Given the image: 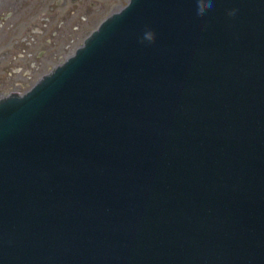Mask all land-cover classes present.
Masks as SVG:
<instances>
[{
	"label": "water",
	"instance_id": "95a60500",
	"mask_svg": "<svg viewBox=\"0 0 264 264\" xmlns=\"http://www.w3.org/2000/svg\"><path fill=\"white\" fill-rule=\"evenodd\" d=\"M129 5L0 91V264H264V0Z\"/></svg>",
	"mask_w": 264,
	"mask_h": 264
},
{
	"label": "rangeland",
	"instance_id": "374dc122",
	"mask_svg": "<svg viewBox=\"0 0 264 264\" xmlns=\"http://www.w3.org/2000/svg\"><path fill=\"white\" fill-rule=\"evenodd\" d=\"M90 0H78L76 2L69 3L70 7L74 9L78 14L82 12H91L94 11V14H91L89 19L82 22L79 20V33L89 34L92 30L100 24V22L112 11H117L127 0H93L97 1L94 7L89 5ZM78 2V3H77ZM100 3V4H99ZM54 4V0H0V55L4 56V60H0V91H7L11 89H18V85L15 83L17 78V73L13 71L17 65L24 66V63L28 60L26 55H20L21 48L25 47L28 51L32 53L33 58H38L37 56V47L39 49L44 47V39L42 37V32H35L31 34L29 39L24 42L19 40V43H13L14 40H18L17 37L19 32H30L32 26L38 25L37 20L42 14H44L46 9L49 10V7ZM50 14H57V9ZM71 18V17H69ZM67 19L65 21L66 29L64 32H67V35L74 34L75 32L71 30V24L76 23V19ZM52 19L54 17L52 16ZM74 20V21H73ZM30 28V29H29ZM70 28V31L68 30ZM34 36V37H32ZM42 37V38H41ZM62 37H55L49 45L45 46V50L42 53V58L39 60V68L32 74V76L38 75L41 72H48L51 64L57 63L58 59L63 55V59H66L68 53L65 49L63 52H52L56 49L58 50V42ZM65 41L70 40V37L63 38ZM57 40V42H55ZM36 42V43H35ZM63 44V43H62ZM38 45V46H37ZM6 49L9 50L8 53L15 52L10 56L7 55ZM38 49V50H39ZM5 50V52H4ZM52 52V53H51ZM26 67V66H24Z\"/></svg>",
	"mask_w": 264,
	"mask_h": 264
},
{
	"label": "flooded vegetation",
	"instance_id": "af4514ba",
	"mask_svg": "<svg viewBox=\"0 0 264 264\" xmlns=\"http://www.w3.org/2000/svg\"><path fill=\"white\" fill-rule=\"evenodd\" d=\"M76 1H78V0H54V4L49 7V10L46 9V11H44L45 13L42 14L40 16V18L37 20V22H39L38 25L32 26L31 29L29 28L30 32L28 34H27V32H19L18 33L17 37H15V38H19V39L13 41V43H15V44L19 43V40L21 42L26 41L27 39H29L31 34H33L35 32H37V33L42 32L43 33L42 37L44 39V47L41 49H39L40 46L36 48L38 58H33L32 53L30 51H28L25 47L21 48L20 55H26L28 57V60L24 63V66H26V67L17 65L15 67V70L13 71L15 74L17 73V76H18L17 78H14L16 81L15 83L18 85V89L14 88L11 90L3 91L4 93H10L11 94V93L26 92L35 83H37L40 79H42L46 75V72H41V73H38V75H36V76H32V74L34 72H36V70L40 66V63L38 64V62L42 58L41 54L46 49L45 46L52 43V41L55 37L59 36L62 38L58 42V48L59 49L58 50L56 49L55 51H52V52H59V51L63 52L65 49L68 53H74L83 44L85 38L93 30L88 35L86 33L83 35L81 32L79 33V31H78L79 25H80L79 20H81L82 22L86 21L87 19H89L91 14H94V11H91L90 13L89 12L88 13L82 12V14H78V12H75L76 10L74 11V9L71 8L69 5V3L76 2ZM96 3H97V1L96 2H94L93 0L89 1V5L91 7H94L96 5ZM54 9H57L60 12H57V14H53L52 16L54 17V19H52V16L50 14H52V12L55 11ZM120 9H118L117 11L110 12L107 16H109L115 12H118ZM47 13H50V14H47ZM69 17H71V18H69ZM68 18L74 19V20L76 19V23L74 25L71 24V30H73L75 33L70 34V35H67V32H64L66 27H68L65 23V21ZM68 30L70 31V28ZM70 32L72 33V31H70ZM32 37H34V36H32ZM65 37H70L71 39L68 41H65L63 39ZM55 42H57V40ZM41 51H42V53H41ZM4 52H5V50H4ZM8 52H9V50L6 49L5 53H7V55H9V56L11 54L15 53V52L14 53L13 52L8 53ZM66 59H63V55L61 54V57L58 59L57 63L51 64L52 66H50V68H52V69L55 68L56 66L63 63V61ZM0 60L1 61L4 60L3 55H0ZM52 69H49V71H51Z\"/></svg>",
	"mask_w": 264,
	"mask_h": 264
},
{
	"label": "clouds",
	"instance_id": "9594fccd",
	"mask_svg": "<svg viewBox=\"0 0 264 264\" xmlns=\"http://www.w3.org/2000/svg\"><path fill=\"white\" fill-rule=\"evenodd\" d=\"M132 0H130V5ZM129 5V6H130ZM214 7V0H194V13L198 17H203ZM237 13V9H228L226 14L229 17H234ZM157 39L156 32L151 28H146L140 37L141 44H154Z\"/></svg>",
	"mask_w": 264,
	"mask_h": 264
},
{
	"label": "built area",
	"instance_id": "2783aa9c",
	"mask_svg": "<svg viewBox=\"0 0 264 264\" xmlns=\"http://www.w3.org/2000/svg\"><path fill=\"white\" fill-rule=\"evenodd\" d=\"M72 54H73V53H72ZM72 54H71V55H72ZM71 55H68V56H71Z\"/></svg>",
	"mask_w": 264,
	"mask_h": 264
}]
</instances>
